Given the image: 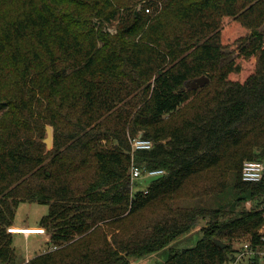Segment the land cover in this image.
Here are the masks:
<instances>
[{
    "label": "trees",
    "instance_id": "1",
    "mask_svg": "<svg viewBox=\"0 0 264 264\" xmlns=\"http://www.w3.org/2000/svg\"><path fill=\"white\" fill-rule=\"evenodd\" d=\"M141 1L0 0L2 263L17 261L21 201L49 204L50 247L26 264H130L201 217L196 243L161 264H232L259 240L264 175L242 165L264 161V0ZM141 131L154 146L135 162L165 169L148 192L131 186Z\"/></svg>",
    "mask_w": 264,
    "mask_h": 264
},
{
    "label": "rangeland",
    "instance_id": "2",
    "mask_svg": "<svg viewBox=\"0 0 264 264\" xmlns=\"http://www.w3.org/2000/svg\"><path fill=\"white\" fill-rule=\"evenodd\" d=\"M144 3V0L139 2L136 6H141V4ZM120 17L114 18L109 24L108 28L111 32H116L119 26ZM236 49L234 47L228 48V56L235 55ZM155 176H142L137 180V186L136 188L142 187L144 185H147L150 183ZM215 196H207L206 200H203L204 204L209 205H216ZM249 203H245L244 205H247ZM241 207V206H240ZM49 211V204L43 203V202H36V201H21L16 209L15 214V222L19 224L20 226H28L27 224H30L29 228H22L21 230L25 231H38L37 230V224L40 223L41 217L46 214ZM208 218L205 219V222ZM15 222H13L11 225L15 226ZM199 220L198 223L193 227L192 230L181 234L177 238H175L169 245L163 247L160 250L150 252L144 256L141 257H132L130 264H161L166 260L168 257L170 251L174 248H183L186 246H192L196 243V241L201 237L202 231ZM204 222V223H205ZM38 226H44V225H38ZM46 227V226H45ZM49 235V232L47 230V233H41L40 235L38 233H14L13 236V242L16 247L17 251V261L10 264H23L25 262H22L27 255L31 254H37L38 252L42 251L45 248H49L50 246L48 244H45L47 242L46 237ZM36 252V253H35ZM0 264H6L2 263L0 261Z\"/></svg>",
    "mask_w": 264,
    "mask_h": 264
},
{
    "label": "built area",
    "instance_id": "3",
    "mask_svg": "<svg viewBox=\"0 0 264 264\" xmlns=\"http://www.w3.org/2000/svg\"><path fill=\"white\" fill-rule=\"evenodd\" d=\"M147 11H151V7H146ZM154 146V140L144 135H135L131 137V154L132 162L130 166L131 186L136 188L138 185L137 180L146 176H160L165 173V169L161 167H143L137 164L134 160V153L139 149H150ZM264 175V161L260 159H247L242 165V178L248 181L260 180ZM144 192L149 191L148 185L142 186ZM264 216V208H263ZM31 226H20V225H8L7 229L9 232H21V233H47V229L44 226H38V231H25L22 228H29ZM259 240L256 244H253L249 238L243 239L238 246V253L236 259L232 264H253L256 260L255 257L259 255L260 261L264 262V223L259 229ZM26 264V263H23Z\"/></svg>",
    "mask_w": 264,
    "mask_h": 264
},
{
    "label": "water",
    "instance_id": "4",
    "mask_svg": "<svg viewBox=\"0 0 264 264\" xmlns=\"http://www.w3.org/2000/svg\"><path fill=\"white\" fill-rule=\"evenodd\" d=\"M210 80V77L204 73L200 76H197L195 78H193L192 80H187L186 81V86L187 87H191V88H198L202 85H204L205 83H207ZM139 135H143V132L141 131L139 133ZM53 138H54V128L53 125L51 124H47L46 125V136L43 138L44 142L46 143L48 148H52L53 146ZM205 219L203 217H201V224H204ZM216 242H218L220 245L225 246L227 245V242L220 239V238H216L215 239Z\"/></svg>",
    "mask_w": 264,
    "mask_h": 264
},
{
    "label": "crops",
    "instance_id": "5",
    "mask_svg": "<svg viewBox=\"0 0 264 264\" xmlns=\"http://www.w3.org/2000/svg\"><path fill=\"white\" fill-rule=\"evenodd\" d=\"M15 222V221H14ZM39 224V223H38ZM15 225H19V224H17L16 222H15ZM38 230V229H37ZM192 231H194V230H192ZM14 234V233H13ZM32 233H30V235H31ZM39 235L41 234V233H38ZM49 238V235L46 237V239H48ZM36 253V252H35ZM35 255V254H34ZM34 255H31V254H29V255H27V257L22 261V262H26L27 260H29L32 256H34Z\"/></svg>",
    "mask_w": 264,
    "mask_h": 264
}]
</instances>
